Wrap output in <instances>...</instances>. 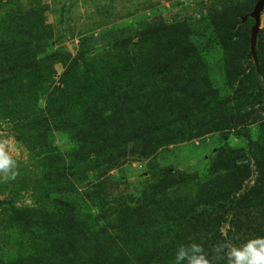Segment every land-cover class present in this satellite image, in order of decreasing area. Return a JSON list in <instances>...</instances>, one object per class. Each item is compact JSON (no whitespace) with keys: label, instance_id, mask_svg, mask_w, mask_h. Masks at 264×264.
<instances>
[{"label":"rangeland","instance_id":"1","mask_svg":"<svg viewBox=\"0 0 264 264\" xmlns=\"http://www.w3.org/2000/svg\"><path fill=\"white\" fill-rule=\"evenodd\" d=\"M234 1L0 0V18L10 13L24 19L16 23L24 27L17 28L19 34H27L25 27L31 26L33 19L41 18L44 37L37 41L36 48L42 51L38 57L47 59L45 69L56 90L64 89V82L70 86L78 83L77 87L85 89L87 85H83L81 75L89 71L94 72L95 80L101 81V74L109 71L102 65L109 54L113 55L116 78L123 87L129 82L133 84L137 77L142 80L149 78L153 71L155 76L157 73L158 82H152L146 89L139 88V92L129 91L125 101H138L135 110H141L145 96L162 99V109L158 112L162 120L156 126L161 125L166 132L164 137L171 139L156 151L148 152L141 148L135 135H143L155 112L150 119H127L121 126L124 140H120L118 131L117 145L122 144L119 146L124 152L120 153L124 155L116 152L112 155L114 160L106 162L102 155L91 154L88 160L93 166L87 168L82 158L76 156L78 147L72 133L47 123L41 127L40 138L33 141V147H28L18 138L11 122L0 117V140L8 139L14 145L18 173L14 180L0 181V264H52L40 251L44 246L38 241L40 222L29 225L28 218L18 221L20 215L26 217L25 208L33 209L36 214L54 209V201L67 199L77 205V217L98 238L90 241L80 238L76 242V264H86L87 258L96 253L106 255L109 261L111 257L122 264H142L136 258L145 256L143 249H159L162 241L154 242L147 237L134 241L136 236L142 235L129 227L128 222L132 220L126 215V209L140 200L152 206L155 193L157 200L176 202L182 213L192 210L194 205H189L193 202L198 205L194 211H201L199 178L204 176L217 147L240 149L245 145L244 138L236 135L241 127L236 120L214 123L219 104H223L221 109L224 110L240 105L234 92L240 88L248 97L259 71L258 55L252 57L250 38L246 40L251 25L245 22L258 0L235 3L236 8L246 7L239 22H235L238 15L230 6ZM226 11L232 12L228 14L230 25L226 31L232 35L222 42L217 28L221 24L220 15ZM259 18L255 53L260 52V40L264 38V7ZM151 27L156 31L152 40L156 52H161L163 45L172 41V36L174 42L180 41L181 47L189 49L197 64V75L202 73L203 76L204 86L199 85L197 90L203 96L190 93L187 75L180 83H176L171 74L164 77L163 62L168 59L165 55H156L150 60ZM4 31L0 26V37ZM72 62L74 68L69 70ZM70 78L73 79L70 81ZM129 107L131 110L133 106ZM246 110L250 108H244L243 112H248ZM255 127L250 125V134L256 131ZM27 133L34 134L32 130ZM251 137L254 139L255 135ZM109 143L112 142H106L111 147ZM106 144L97 151H105ZM168 177L176 182L162 192ZM166 204L164 206H169ZM162 214L164 212L161 217ZM252 217H256L254 222L260 221L258 210L252 211ZM55 219L57 216L51 213L44 221ZM228 228L227 223H221L223 234ZM199 235L190 237L201 241Z\"/></svg>","mask_w":264,"mask_h":264},{"label":"trees","instance_id":"2","mask_svg":"<svg viewBox=\"0 0 264 264\" xmlns=\"http://www.w3.org/2000/svg\"><path fill=\"white\" fill-rule=\"evenodd\" d=\"M237 1L230 5L238 15L235 22H239L238 18L240 19V15H244L246 11V7H235ZM229 13L232 12H223L219 19L221 24L217 31L221 32L222 42H226L225 40L230 39L232 35L226 32L230 25ZM18 16L19 14L8 13L0 18V26L5 30L0 37V117L11 122L15 127L16 135L24 145L33 147V141L40 138L38 136L41 127L50 123L55 129L72 133L78 147L76 156L79 155L84 165L90 168L93 166L90 164L91 160H88L91 154L95 157L102 155L107 159L106 162H109L114 160L112 158L114 153L124 152L119 146L122 144L117 145L118 131L120 140H124L125 134L121 126L127 119L144 117L150 119L154 112L146 130L142 132L143 135L136 134L135 139L140 142L141 148L148 152L156 151L158 147L171 140L164 137L166 132L161 125L156 126L162 120L161 114L158 115L162 109V99L145 96L144 109L141 110H135L138 101L133 103L125 101L129 91L135 89L139 92V88L146 89L145 87L148 88L158 82L157 73L155 76L153 71L147 79L140 80L137 77L133 84H130L131 80H129V85L123 87L116 78L117 73L112 63L113 55L109 54L102 65L110 72L101 74V81L95 80L94 72L89 71L81 75L83 85H87L85 89L77 87L78 83L70 86L64 82V89L56 90V87H52V79L45 69L46 66L48 68V64L46 65L44 60L47 59L39 58L42 51L39 52L36 48L44 37L41 18L33 19L31 26L25 27V30H28L27 34H19L17 28L24 29V27L16 26L22 18ZM23 20L22 18L21 21ZM245 22L252 26L254 20L246 16ZM251 26L248 28L246 40L250 38ZM155 33L154 27H151L152 37L148 36V44H151L150 60L156 55H165L168 59L163 62L164 77L168 78L167 76L171 74L176 78V83H180L187 75L190 93L200 94L197 90L200 88L199 85L204 86L203 76L202 73L197 75L195 68L197 64L192 59V54L188 52L189 49L181 47L180 41L174 42L172 36V41L164 44L158 54L152 45ZM225 44L230 46L228 43ZM259 51L255 53L258 55L259 68L256 73L257 80L252 81L253 88L248 97L244 95L243 90L236 89L234 94L235 98L241 101L240 105L224 110L221 109L223 106L221 103L218 107L220 111L214 117L215 124L221 122L227 124L234 120L236 124L240 123L241 127L236 130V135L244 138L245 145L240 149L217 147V152L207 165L204 176L199 178L201 211L198 212L199 209L197 212L194 211V207H198L195 202L189 205H194L193 209L185 213H182L178 204L172 200H166L169 206H164L166 203L162 198L158 200L155 198L156 193L152 197V206L149 207L148 203L140 200V203H136L134 207L129 206L126 209L127 218L132 220L128 222L129 227L142 235V237L136 236L134 241L146 237L154 242L162 241L159 249H143L145 256L137 257V262L175 264L177 248L192 242L202 244L211 258L212 246L217 241L228 238L236 246H241L249 239L264 237V38L260 40ZM73 64L74 62L71 63L69 70L74 68ZM72 79L70 78V81ZM243 96L244 101H242ZM256 105L259 108H254ZM129 106H133L131 110ZM247 107L250 110L243 112ZM86 111L88 112L85 113ZM97 112L100 114L95 115ZM250 125L256 126V131L252 134H250ZM156 129L159 133L155 131ZM28 130H32L34 134H28ZM251 135H255V138L253 139ZM106 142H112L109 143L111 147ZM104 144L107 145L106 150L98 152L97 150ZM56 179L58 180L57 176ZM166 180L168 181L162 187V192L176 182L171 177ZM76 206L67 199L63 202L54 201V209H46L34 214L33 209L25 208L23 211L26 217L20 215L18 218V221L22 220V222L28 218L29 225L36 221L40 222L38 241L44 245L40 251L52 261V264H76L74 257L76 242L80 238L87 241L98 238L97 234L91 232L84 221L77 217ZM254 210H258L260 220L258 223L257 220L256 223L254 222L256 217H252ZM162 212L164 214L161 217ZM51 213L57 216V219L46 223L44 218L48 214L51 217ZM221 223H227L229 226L225 234L220 230ZM194 234H201L199 235L201 241L191 239L190 236ZM110 260L113 262L109 261L106 255L96 253L87 258L86 264H122L119 259L110 257ZM218 264H227V262L221 260Z\"/></svg>","mask_w":264,"mask_h":264},{"label":"clouds","instance_id":"3","mask_svg":"<svg viewBox=\"0 0 264 264\" xmlns=\"http://www.w3.org/2000/svg\"><path fill=\"white\" fill-rule=\"evenodd\" d=\"M13 148L8 139L0 140V181L14 180L18 174ZM221 260L227 264H264V237L249 239L241 246L228 238L217 241L212 246L211 258L203 245L196 242L180 245L175 253V264H218Z\"/></svg>","mask_w":264,"mask_h":264},{"label":"water","instance_id":"4","mask_svg":"<svg viewBox=\"0 0 264 264\" xmlns=\"http://www.w3.org/2000/svg\"><path fill=\"white\" fill-rule=\"evenodd\" d=\"M264 7V0H258L256 4L254 5L251 13L249 14L251 18H253L254 23L251 26L250 31V52L252 57H255V43H256V35L258 31V26L260 22V12L262 8Z\"/></svg>","mask_w":264,"mask_h":264}]
</instances>
